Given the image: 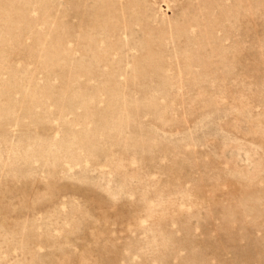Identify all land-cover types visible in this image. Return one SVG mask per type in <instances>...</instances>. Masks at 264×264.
Instances as JSON below:
<instances>
[{
    "label": "rangeland",
    "instance_id": "374dc122",
    "mask_svg": "<svg viewBox=\"0 0 264 264\" xmlns=\"http://www.w3.org/2000/svg\"><path fill=\"white\" fill-rule=\"evenodd\" d=\"M0 264H264V0H0Z\"/></svg>",
    "mask_w": 264,
    "mask_h": 264
}]
</instances>
